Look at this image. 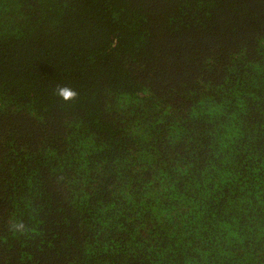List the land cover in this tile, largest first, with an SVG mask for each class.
Wrapping results in <instances>:
<instances>
[{
    "label": "trees",
    "instance_id": "16d2710c",
    "mask_svg": "<svg viewBox=\"0 0 264 264\" xmlns=\"http://www.w3.org/2000/svg\"><path fill=\"white\" fill-rule=\"evenodd\" d=\"M0 264H264V0H0Z\"/></svg>",
    "mask_w": 264,
    "mask_h": 264
},
{
    "label": "clouds",
    "instance_id": "9594fccd",
    "mask_svg": "<svg viewBox=\"0 0 264 264\" xmlns=\"http://www.w3.org/2000/svg\"><path fill=\"white\" fill-rule=\"evenodd\" d=\"M64 102L73 101L77 98L78 93L67 85H58L54 93ZM13 228L20 229L23 227L22 224H13Z\"/></svg>",
    "mask_w": 264,
    "mask_h": 264
}]
</instances>
